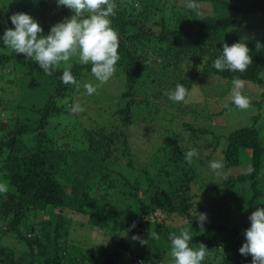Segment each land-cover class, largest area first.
Listing matches in <instances>:
<instances>
[{"label": "trees", "instance_id": "1", "mask_svg": "<svg viewBox=\"0 0 264 264\" xmlns=\"http://www.w3.org/2000/svg\"><path fill=\"white\" fill-rule=\"evenodd\" d=\"M169 1L115 0L116 15L110 19L111 27L119 35L120 59L114 74L124 77L125 82L121 105L115 111L120 122L99 127L82 125L76 112V122L61 130L60 142L51 131L61 124L55 118L69 113V106L63 100L68 89L74 86L61 83L63 66L46 76L35 61L14 53L0 40V75L6 67L16 66L22 67L24 74L37 73L54 83L52 94L43 106L25 107L18 103L16 107L23 116L18 114L11 125L9 119L0 118V175L11 186L6 195L0 194L3 222L0 224V264H166L165 254L148 253L144 247L136 253L138 260L133 259L127 241L121 237L123 231H128L126 238L138 235L143 239L146 223L163 229L167 237L164 252L171 253L170 233L179 234L189 228L193 237L189 246L198 249L203 243L208 249L202 264H251V256L241 255L239 248L245 242L244 230L250 227L248 217L256 208H264V130L260 129L261 124L240 126L224 136L212 128V117L219 112H211L209 117L204 115L205 122L200 120L202 125L182 123L184 129L193 134H213L214 149L222 144L220 150L226 170L240 166L243 155L248 156L249 168L254 169L250 174L248 170L228 172L227 180L210 187L217 195L214 199L210 197L209 203L201 195V187L193 190V185L200 184L198 173L193 164L184 160V154L192 146H176L170 136L167 145L171 146V153L166 152V156L155 161L156 170L151 173L147 164L140 167L132 156L135 153L132 131H126L125 126L129 128L134 122L157 125L160 120L166 125L175 119L178 108L182 113L187 112L183 102L173 103L160 95L164 87L171 86L168 77L160 81L159 70L168 71L176 80L180 74L190 79H221L225 85L224 89L218 87L220 91L231 88L233 77L238 76L243 82L262 86L260 97L250 100V107L261 109L264 36L248 37L243 30L236 29L243 16L252 17L245 20L253 22L259 12L264 18V0H195L198 5L204 1L211 4L213 12L205 15L187 9L186 0H180V4L178 0ZM17 12L29 14L43 31L49 27L48 22L54 25L73 14L63 6L57 7L56 0H0V21L3 19L6 24L3 28L4 23H0V37L6 28H14L9 17ZM240 41L250 49L252 64L244 73L216 70L213 62L221 55L222 44L231 46ZM257 43L262 47L257 49ZM152 55L158 57L160 63L151 60ZM70 63L72 75L77 84L82 85L84 74L91 73V64L81 65L75 60ZM142 76L153 78L160 89L157 93L151 91V97L138 100L134 94ZM189 78L178 81L188 88L192 82ZM234 106L231 101L224 102L222 110ZM261 116L262 113L258 117ZM54 119L55 122H51ZM166 133L162 131V142ZM165 147L161 145L155 152L163 153ZM149 162L152 164L151 160ZM231 205H234V213L230 211ZM196 212L207 215L203 231L194 217ZM235 213L241 216L242 224L228 223ZM180 216L184 219L182 223L167 222ZM75 219L79 220L77 224L81 228L87 227L86 231L97 228L103 232L112 244H101L98 249L80 242L72 227ZM133 222L136 226L129 230ZM4 234L15 235L25 243V249L6 246L2 242ZM119 250L127 252L128 256L121 259Z\"/></svg>", "mask_w": 264, "mask_h": 264}, {"label": "rangeland", "instance_id": "2", "mask_svg": "<svg viewBox=\"0 0 264 264\" xmlns=\"http://www.w3.org/2000/svg\"><path fill=\"white\" fill-rule=\"evenodd\" d=\"M170 2L169 0H167ZM180 4V0L177 1ZM155 6H159L158 3H155ZM201 8L200 13L211 14L213 12L212 6L209 2H201L199 3ZM247 15V14H246ZM159 17V14L157 15ZM156 17V18H158ZM245 17L252 20V17L243 16L241 19L236 31L243 30L244 35L247 34L248 37L251 35H263L264 36V18L263 16L257 12L253 22L250 20H245ZM5 21L2 19L0 23H4ZM49 27L44 29L42 35H47L53 22H48ZM248 25L247 27H244ZM252 25V26H251ZM6 24H3V28H5ZM242 26V27H241ZM244 27V28H243ZM243 28V29H242ZM151 60H155L154 62L160 63V59L156 56L152 55ZM161 67V66H160ZM183 72V70H182ZM159 76L161 77L160 81L163 82L162 77H168V83L171 88L167 89L164 87V92L160 95L162 97H167L164 95L166 90L175 88L176 83H181L180 78H189L185 77L184 74H180V77L176 80L174 79L168 71L159 70ZM262 78L264 79V70L261 73ZM86 76V77H84ZM82 78V85L78 84L74 85L70 89H68L67 97L63 100L67 106H69V113H65L55 119L60 120L59 127H56L51 131L53 136H56L57 141H61L63 127L70 126L71 123L76 122L75 113L70 109L76 103H79L84 111L77 112L78 121L82 123V125L88 126H96L100 125H110L111 123L119 124V117L115 115V111L121 105L120 95L124 90L125 82L124 77H117L115 74L107 81V83L103 84L101 87L97 89L95 93L92 95H88L85 89L86 84H92L95 86L98 84V81L92 75V73L84 74ZM19 78V79H18ZM155 78V77H154ZM171 79V80H170ZM190 79V78H189ZM189 81H192L187 88L183 83L184 87L188 89V96L186 100L183 102L184 106H186L187 112L182 113L180 108H178V112L175 119L170 122L163 123V120H160L161 123L157 124L154 122L147 125L144 123L134 122L129 128L125 126L126 131L130 129L132 131L131 135V143L133 144L132 150L135 151L134 155L138 165L141 167L144 164L150 170L151 173L156 170L154 167L155 161L161 160L164 155L167 153H171V146L167 145V138H174L176 141V146L186 148L188 146H192V148H196L198 150V157L193 159V166L198 173V181L200 182L193 185V190L196 187H201V195L206 198V202H211V199L216 198V191L211 189L210 187L213 185H218L222 178H217L213 175L209 168V163L213 160H221L223 159V154L220 148L222 149V144L218 145L219 148H215L212 146L214 144L213 134L205 133V134H193L189 132L190 130L184 129L183 122L189 121L192 124L197 123L202 125L204 120V115H209L215 112H219L218 115H213L212 117V128L215 133L226 135L229 132L233 131L235 128L240 126H247L253 123H257V126L261 124L260 129L264 130V102L263 107L261 109L257 107H249L248 109H238L236 106L230 107L228 110L223 111L224 102L231 101V92L233 89V84L231 88H228L224 91H220V88L224 89V81L221 79H217L214 77H193ZM173 82V84H172ZM16 83H18L16 85ZM80 83V82H79ZM19 85V86H18ZM53 81L45 76H42L37 73L33 74H24V69L22 67L14 68L6 67L4 70V74L0 75V118L9 119V125L14 124L16 122V116L20 114L23 116L21 112L17 109V104L20 103L25 107H41L43 106L46 99L52 94L53 91ZM159 83L153 81L151 77L142 76L140 79V84L136 85L134 98L138 100H143L144 98H149L152 96L151 91L157 93V90L160 89L158 87ZM17 86L19 87L17 89ZM220 86V88H218ZM241 94L251 99H257L260 97V93L262 91V86H258L252 82H245L244 86L240 90ZM11 92V93H10ZM8 101V103L6 102ZM188 104V106H187ZM166 106V105H165ZM223 112H222V111ZM221 111V112H220ZM262 113V116L259 118V114ZM255 118V119H254ZM55 119L51 122H55ZM56 120V121H57ZM203 122H201V121ZM200 121V122H199ZM211 122V121H210ZM165 125V126H163ZM163 126V127H162ZM168 127V129L166 128ZM132 129V130H131ZM159 129L161 132H159ZM170 130V132H169ZM70 131V130H69ZM129 131V132H130ZM162 131L167 132L164 136L165 141L162 142ZM169 132V133H168ZM264 132V131H263ZM192 136V137H191ZM78 139L81 137L77 134ZM223 138V137H222ZM59 139V140H58ZM30 142V141H28ZM224 142V139H223ZM161 145L166 146V151L164 150L161 153V150L156 151L157 147ZM86 146V145H84ZM151 160L152 164L149 162ZM249 158L247 155H243L242 164L238 167L231 168L226 170L223 169L224 173L227 175L228 172H240L246 171L249 168ZM80 163V161H79ZM78 163V165H79ZM112 167V164H110ZM0 183H7V180L0 175ZM9 186V184H8ZM11 186H9V189ZM199 189V191H200ZM196 191V190H195ZM199 196H201L198 193ZM222 199V198H221ZM220 199V200H221ZM196 200V199H194ZM199 200V198H198ZM206 206V204H204ZM234 205L230 206V211H232ZM229 207L226 208V212H228ZM230 213V212H229ZM234 213V212H233ZM39 215V214H38ZM231 215V213H230ZM235 215L231 221H228L229 224H242V218L238 214ZM238 215V216H237ZM245 216L244 214L242 217ZM34 218V217H33ZM43 218H47V216H43ZM76 224H72V227L75 228L74 235L80 242L90 243L91 247L100 248L101 244H112L113 241L110 240V237L105 238L103 232L99 231L97 228H92L90 231H86L87 227L81 228L77 223H79L78 219H75ZM180 221L182 223L184 219L180 216L176 218V220L169 219L167 222L177 224ZM248 223V222H247ZM0 224L3 225L0 217ZM155 230L159 236V240L149 241L147 245H141L138 241H133L130 238H126L124 236V231L122 232V238H124L128 247L132 252L133 259H137L136 254L138 251H141V248L144 247L145 251L148 253L152 252H160L165 254L166 264H174V260L171 256L170 252H164V245L166 244V235L163 233L162 228H158L156 225L151 223H146L145 231L143 234V239L148 238V231ZM128 232V231H126ZM89 236V238H87ZM6 246H9L11 249H25V243L21 240H18L15 235L12 234H4L3 241ZM104 247V246H102ZM106 249V248H103ZM167 250L169 248L167 247ZM105 251V250H104ZM119 256L121 259L123 257H127V252L125 254L124 251L119 250ZM138 260V259H137Z\"/></svg>", "mask_w": 264, "mask_h": 264}, {"label": "clouds", "instance_id": "3", "mask_svg": "<svg viewBox=\"0 0 264 264\" xmlns=\"http://www.w3.org/2000/svg\"><path fill=\"white\" fill-rule=\"evenodd\" d=\"M57 7L63 6L73 13L70 18L51 26L47 35H42L43 29L40 24L29 14L23 12L13 13L9 19L14 28H6L0 40L3 45L16 54H23L26 59L35 61L43 70L46 76H51L54 71L63 66L60 77L62 84L77 85L75 77L71 73L72 64L75 60L81 65L91 64V73L98 81V84H86L84 87L88 95H92L99 87L107 83L114 75L115 65L120 59L118 54L119 35L111 27V17L116 15L117 5L115 0H56ZM185 7L201 15L199 5L195 0H186ZM262 47L259 43L256 48ZM221 55L214 60L213 67L218 71L244 73L252 64L250 49L246 43L236 42L229 46L222 44ZM233 89L231 102L238 109H248L250 99L241 94L244 82L234 76L232 80ZM164 95L173 103L184 102L188 96V89L178 83L174 89L166 90ZM228 107V105H225ZM73 112L84 111L83 107L76 103L70 109ZM198 157V150L191 148L184 154V160L192 164L193 159ZM209 168L217 178L227 180L224 173V161L213 160ZM254 169L249 168V174ZM9 186L7 183H0V194H7ZM198 227L203 231V224L207 219L206 213L194 215ZM250 227L244 230L245 242L239 248L243 256L250 255L251 264H264V208H256L248 217ZM133 222L129 230L135 228ZM127 232L124 231V236ZM190 229L185 228L179 234L170 233L171 256L174 264H202L206 255L207 247L203 243L198 249L189 246L192 240ZM160 236L155 230L148 231V238L142 239L133 235L131 240L138 241L142 246L149 241L159 240Z\"/></svg>", "mask_w": 264, "mask_h": 264}]
</instances>
